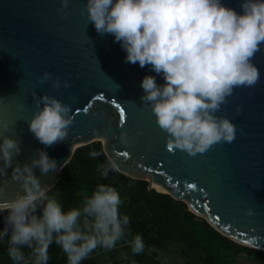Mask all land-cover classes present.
Segmentation results:
<instances>
[{"label": "water", "instance_id": "1", "mask_svg": "<svg viewBox=\"0 0 264 264\" xmlns=\"http://www.w3.org/2000/svg\"><path fill=\"white\" fill-rule=\"evenodd\" d=\"M85 2L68 0L61 10L60 0H0V138L21 141L13 163L28 162L45 149L57 168L33 171L51 189L74 150L99 141L118 173L158 185L163 191L149 183L148 188L184 203L224 237L264 252V45L251 58L260 74L256 84L234 87L215 113L236 126L234 139L190 156L168 147L166 133L140 99L141 79L156 74L147 65L125 62L113 36L97 33L88 21ZM223 2L240 11V0ZM44 71L70 87L53 88L52 79L39 83ZM156 83H163L158 75ZM41 95L68 104L73 117L66 139L47 148L28 129ZM121 131L127 145L118 139ZM11 171L10 166L0 175V199L22 191Z\"/></svg>", "mask_w": 264, "mask_h": 264}, {"label": "clouds", "instance_id": "2", "mask_svg": "<svg viewBox=\"0 0 264 264\" xmlns=\"http://www.w3.org/2000/svg\"><path fill=\"white\" fill-rule=\"evenodd\" d=\"M67 3L60 0L61 10ZM83 7L97 33L111 34L119 43L125 62L147 65L162 78L158 84L156 75H145L140 99L148 103L155 123L166 133L168 147L194 156L234 139L236 126L215 113L234 87L254 86L259 79L251 58L264 45V0H240L239 12L223 0H86ZM50 79L48 71L37 77L39 83ZM62 83L70 87L67 80L52 79L53 88ZM36 106L28 120L34 138L45 148L64 141L73 119L69 105L41 95ZM118 139L129 143L125 131ZM20 143L8 136L0 138V175L11 166V179L22 190L11 199H0V213H6L0 242L6 239L13 264H47L53 242L66 255L67 264H81L98 246L115 247L130 222L119 210L123 201L116 187L99 183L79 207L64 209L58 194H49L50 187L42 186L33 171L55 170L56 159L37 149L30 161L14 164ZM98 170L107 177L118 166L109 159ZM24 248L30 251L26 254ZM143 249L144 240L136 234L131 251Z\"/></svg>", "mask_w": 264, "mask_h": 264}, {"label": "trees", "instance_id": "3", "mask_svg": "<svg viewBox=\"0 0 264 264\" xmlns=\"http://www.w3.org/2000/svg\"><path fill=\"white\" fill-rule=\"evenodd\" d=\"M91 151H96L98 155L90 156ZM107 161L99 141L76 148L69 162L60 170L59 178L49 194H58L62 207L68 209L79 207L85 196L91 195L99 183L116 187L123 201L119 210L127 214L130 220L124 236L116 242V248L125 247L130 253L131 244L128 243L133 236L140 234L144 240V250L151 241H155L159 247L170 242L186 248L200 264H232L242 257L253 264H264V252L224 237L202 218L188 211L184 203L149 189L146 181L130 179L111 170L107 177H101L98 165ZM5 214L0 213V228L4 226ZM23 250L26 254L30 251L27 248ZM98 250L109 249L97 247L89 256ZM144 250L136 253L140 257L136 260L152 261L150 257H144ZM48 254L50 259L47 264H67L66 255L54 242L49 246ZM0 264H13L7 254L6 239L0 242Z\"/></svg>", "mask_w": 264, "mask_h": 264}, {"label": "rangeland", "instance_id": "4", "mask_svg": "<svg viewBox=\"0 0 264 264\" xmlns=\"http://www.w3.org/2000/svg\"><path fill=\"white\" fill-rule=\"evenodd\" d=\"M129 245L131 244L128 243ZM99 249L102 247L98 246ZM130 253L125 250V247H113L109 250H98L94 255L81 261V264H200L196 258L193 259L192 254L184 247L166 243L163 247L157 246L155 241H151L148 248H145L144 257L151 258L152 261L146 259L137 261L140 258L136 253ZM142 259V258H141ZM232 264H253L249 259L242 257Z\"/></svg>", "mask_w": 264, "mask_h": 264}, {"label": "snow or ice", "instance_id": "5", "mask_svg": "<svg viewBox=\"0 0 264 264\" xmlns=\"http://www.w3.org/2000/svg\"><path fill=\"white\" fill-rule=\"evenodd\" d=\"M119 119L123 123L125 121V112L123 109L120 110ZM171 148V147H170Z\"/></svg>", "mask_w": 264, "mask_h": 264}, {"label": "bare ground", "instance_id": "6", "mask_svg": "<svg viewBox=\"0 0 264 264\" xmlns=\"http://www.w3.org/2000/svg\"><path fill=\"white\" fill-rule=\"evenodd\" d=\"M150 184V186L154 189H156L157 191H163V189H161L158 185H154L153 183H151L150 181L148 182Z\"/></svg>", "mask_w": 264, "mask_h": 264}]
</instances>
